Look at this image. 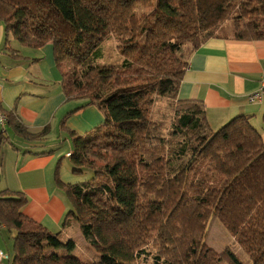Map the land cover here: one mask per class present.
Here are the masks:
<instances>
[{
	"label": "trees",
	"instance_id": "1",
	"mask_svg": "<svg viewBox=\"0 0 264 264\" xmlns=\"http://www.w3.org/2000/svg\"><path fill=\"white\" fill-rule=\"evenodd\" d=\"M0 22L7 50L11 39L35 50L51 44L63 95L82 102L60 128L71 139V174L91 176L63 183L59 159L54 178L69 202L62 227L75 222L98 257L56 254L72 252L74 241L24 216L23 193L3 190L0 225L12 234V264H244L229 248L206 244L211 218L249 264H264L262 135L248 115L212 130L201 101L177 98L189 55L207 40H264V0H0ZM227 22L231 37L218 33ZM109 38L122 64L96 65L91 57L100 58ZM159 98L174 113L167 137L151 119ZM86 107L102 114V124L85 136L65 129ZM7 117L20 138L49 134Z\"/></svg>",
	"mask_w": 264,
	"mask_h": 264
},
{
	"label": "crops",
	"instance_id": "2",
	"mask_svg": "<svg viewBox=\"0 0 264 264\" xmlns=\"http://www.w3.org/2000/svg\"><path fill=\"white\" fill-rule=\"evenodd\" d=\"M9 42L7 50L0 22V110L12 113L31 134L45 127L50 131L42 141L27 140L16 136L7 123L5 131L0 132V192L23 193L27 199L23 215L52 233L61 232V236L68 239L70 236L65 228H79L73 221L61 227L69 202L55 184L54 168L58 157L55 153L59 147L57 143L66 139L70 145L65 154L72 152L69 133L61 130L60 121L82 102L67 101L63 95L51 44L37 49L36 53H24L16 41L11 39ZM262 83L264 40L212 38L189 55L177 98L201 101L212 130L237 115L250 116L252 125L259 127L257 123L264 113V95L256 103H250L248 96ZM102 122V114L95 107H86L69 116L64 127L85 136ZM66 135L68 138H62ZM70 173L65 170L60 180L65 184L84 180L71 177ZM11 237L12 234L1 224L0 250L9 256ZM8 238L10 247L6 242Z\"/></svg>",
	"mask_w": 264,
	"mask_h": 264
},
{
	"label": "rangeland",
	"instance_id": "3",
	"mask_svg": "<svg viewBox=\"0 0 264 264\" xmlns=\"http://www.w3.org/2000/svg\"><path fill=\"white\" fill-rule=\"evenodd\" d=\"M230 22H227L223 24L221 27L223 28V31L218 30V33L220 35H226V37H231V32H230ZM19 48L24 49V53H36L37 50L35 49H30L21 46L20 44H17ZM190 47V45H186L184 47V52ZM52 48V47H51ZM100 58L95 59L94 57H91V60L96 61V65L102 66V65H112V66H119L122 64V57L118 53V48H117V43L114 39L109 38L106 41L103 42V44L100 47ZM185 54V53H184ZM185 59V55L183 57V60ZM81 102V101H80ZM151 119L154 121L156 124L160 125V135L162 137H167L168 132H169V127L171 122L174 119V113L173 109L171 106L170 101L167 98H159L157 99L154 107L151 109ZM257 125H259L258 130L260 134L263 136L264 139V124L262 122V119L258 121ZM212 129V128H211ZM62 138L66 139L68 136H62ZM51 142L54 140L51 138ZM49 140V141H50ZM264 143V142H263ZM53 144V143H52ZM59 144V145H58ZM59 146L56 148V155H58L57 161L60 159V165L58 167V176L60 178L63 177L65 174V170L70 173V164H69V159L67 158L66 151L69 149V142L68 140L60 141L57 143ZM54 145H47L46 147H50ZM66 155V157H65ZM71 177H76V175H72L70 173ZM91 174L89 172H86L83 175L77 176L79 178H84V181L88 180L90 178ZM63 193V192H62ZM65 195V194H63ZM66 198V197H65ZM76 224V223H75ZM77 226V224H76ZM62 227V226H61ZM67 233L69 234L70 238L72 239L75 243V249L68 253L66 248H61L58 250H55L54 252L58 255L65 256V255H71L74 257H77L83 262H92L97 260V254L92 250V248L89 247V245L86 243V241L81 237L79 229L77 230L76 228L73 227H68L65 228ZM61 239L63 242L67 241V237H62ZM7 245L10 247V240L9 238L6 239ZM206 244L214 249L217 252H222L226 248H229L244 264H249V259L245 255V253L240 249V247L236 244V242L233 240L231 235L225 230V228L215 219L211 218L208 227H207V235H206ZM4 250L6 247H3ZM7 249V248H6ZM10 258L12 259V252L10 253Z\"/></svg>",
	"mask_w": 264,
	"mask_h": 264
},
{
	"label": "built area",
	"instance_id": "4",
	"mask_svg": "<svg viewBox=\"0 0 264 264\" xmlns=\"http://www.w3.org/2000/svg\"><path fill=\"white\" fill-rule=\"evenodd\" d=\"M264 95V83H262L261 87L254 93L248 96V101L250 103H256L261 101ZM8 123L7 113L0 110V132L5 131V127ZM67 156L69 157L70 154L68 153ZM0 264H12V259L10 258L8 253L0 250Z\"/></svg>",
	"mask_w": 264,
	"mask_h": 264
}]
</instances>
